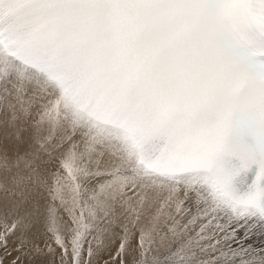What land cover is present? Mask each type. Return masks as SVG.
I'll return each instance as SVG.
<instances>
[{
  "label": "snow or ice",
  "instance_id": "1",
  "mask_svg": "<svg viewBox=\"0 0 264 264\" xmlns=\"http://www.w3.org/2000/svg\"><path fill=\"white\" fill-rule=\"evenodd\" d=\"M0 264H264V0H0Z\"/></svg>",
  "mask_w": 264,
  "mask_h": 264
}]
</instances>
